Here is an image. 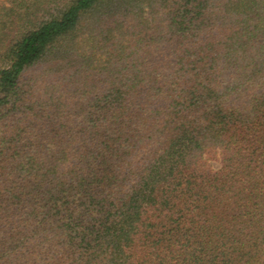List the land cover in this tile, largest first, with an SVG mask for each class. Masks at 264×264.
Instances as JSON below:
<instances>
[{
	"label": "trees",
	"instance_id": "obj_1",
	"mask_svg": "<svg viewBox=\"0 0 264 264\" xmlns=\"http://www.w3.org/2000/svg\"><path fill=\"white\" fill-rule=\"evenodd\" d=\"M0 264H264V0H0Z\"/></svg>",
	"mask_w": 264,
	"mask_h": 264
},
{
	"label": "rangeland",
	"instance_id": "obj_2",
	"mask_svg": "<svg viewBox=\"0 0 264 264\" xmlns=\"http://www.w3.org/2000/svg\"><path fill=\"white\" fill-rule=\"evenodd\" d=\"M212 166H213L214 169H217L219 167V164L217 162H213Z\"/></svg>",
	"mask_w": 264,
	"mask_h": 264
}]
</instances>
